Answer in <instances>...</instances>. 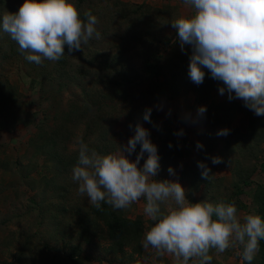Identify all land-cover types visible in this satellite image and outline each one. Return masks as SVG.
Segmentation results:
<instances>
[{"label":"trees","instance_id":"1","mask_svg":"<svg viewBox=\"0 0 264 264\" xmlns=\"http://www.w3.org/2000/svg\"><path fill=\"white\" fill-rule=\"evenodd\" d=\"M7 1L0 0V11ZM105 1L108 3L75 0L85 22V11L91 10L98 17L96 27L101 39L93 38L74 52L65 45V55L58 61L43 59L40 65L27 61L28 53H22L10 35L0 29V37H5V46L0 43V66L10 64L23 71L22 82L36 105L34 110L29 109L21 87L0 72V131H14L19 126L29 129L24 154L16 159L15 170L10 169L20 186L35 192L20 217L35 214L40 226L51 225L55 231H62V237L67 235L63 230L72 229L61 248L45 241V248L52 252L46 264H140L139 258L145 254L142 241L153 221L142 216L133 218L129 209L114 210L103 202L101 209L91 204L79 208L70 199L77 184L72 169L78 162V140L100 155L115 154L121 145L113 137V130L122 119L132 125L133 131L137 124H146L149 138L158 148L161 181L167 180L164 173L169 167L176 170L178 160H194L180 175L188 183L186 198L190 203L234 202L238 217L244 212L264 218V116H256L242 100L229 101L227 92L223 100H215L224 85L211 78L207 69H203L206 75L202 84L190 80L191 46L181 51L177 32L171 26L173 19L182 17L179 5L169 0H163L167 3L161 7L147 2L134 5L123 0ZM189 94H194L190 108L196 111L193 116L197 127L203 129L197 132V141L178 137V130L170 126L178 115L162 125L153 109L156 104ZM201 106H206L207 112L197 118ZM148 108L152 109L151 123L143 119ZM222 129H229L230 134L218 136ZM198 142L204 147L198 149ZM211 157H220L223 162L214 165ZM198 162L211 169L210 179L202 177ZM219 169H229L230 176H216ZM39 232L27 236L14 254L16 261L10 264H27ZM100 244L105 245L103 257L85 254ZM215 253V249L209 253L213 256L211 264H224ZM157 259L159 264H171L164 256ZM252 264H264V240L259 241Z\"/></svg>","mask_w":264,"mask_h":264},{"label":"clouds","instance_id":"2","mask_svg":"<svg viewBox=\"0 0 264 264\" xmlns=\"http://www.w3.org/2000/svg\"><path fill=\"white\" fill-rule=\"evenodd\" d=\"M182 2L193 8L194 14L173 19L171 26L177 32L181 51L191 46L190 80L202 84L206 75L203 69H207L211 78L223 83L220 95L227 92L229 101L240 99L256 116H264V0ZM83 15L86 22L71 0H25L18 13L7 12L0 17V28L22 53H28L27 61L40 65L43 59L58 61L65 55V45L74 52L93 38L101 39L96 27L98 17L91 10ZM206 112V106L199 107L197 118ZM151 113V108L145 110L144 121L151 123ZM134 131L127 145L120 146L115 154L100 155L78 140V162L72 169V179L78 183L79 194L86 195L97 209L102 202L121 210L146 201L143 211L154 226L145 233L142 246L154 249L160 257L171 256L174 264H189L194 258L199 264H211V250L223 253L229 248H242L238 252L241 264H252L259 241L264 240V218L255 213L239 218L234 202L190 203L179 182L155 179L161 167L158 148L141 124ZM183 134L181 131L178 135ZM229 134V129L217 133ZM137 145L140 151L132 161ZM203 147L197 143L198 149ZM145 153L147 159L140 167ZM211 161L214 165L223 162L220 157H211ZM198 168L203 178L210 179L211 169L204 162H198ZM168 171L175 174L171 167Z\"/></svg>","mask_w":264,"mask_h":264},{"label":"rangeland","instance_id":"3","mask_svg":"<svg viewBox=\"0 0 264 264\" xmlns=\"http://www.w3.org/2000/svg\"><path fill=\"white\" fill-rule=\"evenodd\" d=\"M94 2H103L108 3L105 0H93ZM126 3L140 5L142 3L147 2L148 4L161 7L166 4L167 1L163 0H123ZM174 5L180 6V13L183 17H188L192 15L193 8L190 6H185L182 0H169ZM25 0H8L7 4L1 9L0 16L9 12L14 14V10L19 11V8ZM71 2H75V0H71ZM1 29V28H0ZM165 33H168V29L165 30ZM0 43H4L5 46V37H0ZM1 45V44H0ZM1 75L11 80L14 84L21 87L22 94L24 96L25 101L29 103V109H35V104L32 103L31 94L26 91V84L22 82V74L18 66H11L10 64L1 65L0 66ZM224 95H220L219 93L215 94V100L221 101L223 100ZM240 100V99H239ZM194 102V94H189L187 97H182L177 100H173L170 102H162L153 106V109L156 112L157 120L159 124L165 125L168 120L171 119L174 115H178L179 118L175 119L170 126L174 129L178 130V134L183 131V135H178L180 139H189L190 141H197V132H202L203 129L197 127L196 122L193 123V120L196 121V118L193 116L196 111L192 110L190 107ZM170 113V114H169ZM191 116V119L185 120L184 117ZM145 129L147 126L145 123L141 124ZM113 137L119 143V145L124 146L127 145L130 138H132L135 133L129 125L126 124L125 119H122L114 128ZM168 133V131H164L163 134ZM29 129L23 126H19L14 131H0V264H10L15 260L14 254H16L17 249L21 247L22 244L25 243V240L28 235H31L36 230H39L40 235L37 236L33 244V254L31 258L27 259V264H46L45 260L49 257L48 249L45 248V241H48L50 246L61 248L62 240L69 239V236L72 235V229L68 227L63 230L67 235L62 237L60 231H55L53 226L51 225H43L40 226L38 222L35 220V214L28 215L26 218H21L20 215L24 213L29 205V198L33 197L34 191H31L29 187L20 186L18 183V177L15 172H11L10 169L15 170L14 163L17 158L21 157L24 154V145L28 138ZM140 151V145H137L136 153H134L130 159L135 161L136 155ZM117 151L116 153H119ZM147 159L146 155L144 160H141L140 167L143 166V163ZM24 164H28L27 161H24ZM194 162L191 158H183L178 160L175 174H170L169 172H165L167 175L168 181L179 182L182 187L185 189L186 194L188 192L189 186L188 183L181 178V172L185 167L190 166ZM4 165V166H3ZM8 166L6 172L4 171L5 166ZM10 167V168H9ZM216 176L229 177L230 171L229 169H219L217 170ZM159 173L155 177L156 180L161 181ZM202 195V191L199 192L196 197L199 198ZM70 199L73 202V205H77L79 208L87 207L90 202L89 198L86 195H80L78 192V183L75 184L72 193L70 195ZM146 201L143 199L137 203L132 204L129 209V215L133 218L137 216H142L146 220H150L148 218L143 209ZM164 210L165 209V206ZM246 214L242 212L239 215V218H243ZM104 244H100L98 249L90 251L87 249L85 254H91L94 257H103L104 255ZM45 250L47 251H44ZM240 250L238 248H229L223 253H215L216 257L224 264H241V257L238 255ZM46 253V254H45ZM227 256V257H226ZM158 255L154 249L149 248L145 250L144 256L139 258L140 264H159L157 259ZM167 259L170 260L171 264H174V260L171 256L165 255ZM32 259V261H31ZM193 263L198 261V258H194L190 260ZM92 264H110L107 261L98 262L94 261ZM190 264V263H189Z\"/></svg>","mask_w":264,"mask_h":264}]
</instances>
